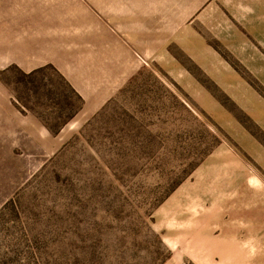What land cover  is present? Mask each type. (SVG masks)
<instances>
[{"label": "rangeland", "instance_id": "obj_1", "mask_svg": "<svg viewBox=\"0 0 264 264\" xmlns=\"http://www.w3.org/2000/svg\"><path fill=\"white\" fill-rule=\"evenodd\" d=\"M255 1L0 0V264H264Z\"/></svg>", "mask_w": 264, "mask_h": 264}, {"label": "crops", "instance_id": "obj_2", "mask_svg": "<svg viewBox=\"0 0 264 264\" xmlns=\"http://www.w3.org/2000/svg\"><path fill=\"white\" fill-rule=\"evenodd\" d=\"M200 1H203V0H200ZM234 1H236V0H234ZM251 6L252 7L250 9H252V10L250 12V16H248L246 18V20L250 21L251 22L250 24L254 28L251 29L248 25H245V22H244V25L249 27V28H246V30L249 33H251L258 42L260 40H262L264 42V40H263V36H264V0H256L255 4H253ZM242 34H244V33L242 32ZM241 40L246 43V41L244 39H241ZM246 49H249L250 51H253L254 54L257 53L255 51V49L250 45V43L249 44L246 43Z\"/></svg>", "mask_w": 264, "mask_h": 264}]
</instances>
